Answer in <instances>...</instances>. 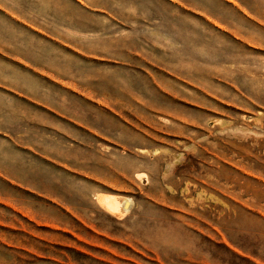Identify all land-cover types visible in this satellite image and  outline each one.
I'll list each match as a JSON object with an SVG mask.
<instances>
[{"label": "rangeland", "instance_id": "1", "mask_svg": "<svg viewBox=\"0 0 264 264\" xmlns=\"http://www.w3.org/2000/svg\"><path fill=\"white\" fill-rule=\"evenodd\" d=\"M0 264H264V0H0Z\"/></svg>", "mask_w": 264, "mask_h": 264}, {"label": "bare ground", "instance_id": "2", "mask_svg": "<svg viewBox=\"0 0 264 264\" xmlns=\"http://www.w3.org/2000/svg\"><path fill=\"white\" fill-rule=\"evenodd\" d=\"M108 196V195H107ZM129 199V198H127ZM127 199H125L127 201ZM131 200V199H129ZM102 203L111 211L115 213H125L126 207L123 206L124 202L122 199L116 197H104L101 199ZM131 206V205H130ZM129 211V210H128Z\"/></svg>", "mask_w": 264, "mask_h": 264}]
</instances>
